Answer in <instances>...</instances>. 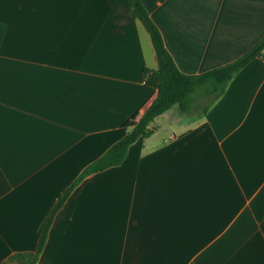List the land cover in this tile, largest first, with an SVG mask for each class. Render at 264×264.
I'll list each match as a JSON object with an SVG mask.
<instances>
[{"label":"crops","instance_id":"obj_1","mask_svg":"<svg viewBox=\"0 0 264 264\" xmlns=\"http://www.w3.org/2000/svg\"><path fill=\"white\" fill-rule=\"evenodd\" d=\"M142 1L186 73L264 36V0ZM146 67L129 0H0V264L37 249L54 203L131 129ZM172 108L72 190L37 264H264V57L207 111Z\"/></svg>","mask_w":264,"mask_h":264},{"label":"trees","instance_id":"obj_2","mask_svg":"<svg viewBox=\"0 0 264 264\" xmlns=\"http://www.w3.org/2000/svg\"><path fill=\"white\" fill-rule=\"evenodd\" d=\"M135 14L150 32L158 59V67L144 69L146 83L154 92L142 107L125 123L131 129L103 155L90 163L72 185L54 203L44 224L38 247L35 251H21L12 254L5 264H37L44 249L52 221L58 209L64 204L72 190L89 174L121 164L130 145L140 137H148L158 127L153 124L157 116L173 106L181 113L191 114L199 107L207 111L210 104L222 96L234 77L252 60L264 57V36L250 49L236 59L215 66L200 73H186L180 69L167 48L163 33L152 18L142 0H129Z\"/></svg>","mask_w":264,"mask_h":264},{"label":"rangeland","instance_id":"obj_3","mask_svg":"<svg viewBox=\"0 0 264 264\" xmlns=\"http://www.w3.org/2000/svg\"><path fill=\"white\" fill-rule=\"evenodd\" d=\"M174 109H177V108H176V107H174V108H172V109H171V111H172V110H174ZM175 111H176V110H175Z\"/></svg>","mask_w":264,"mask_h":264}]
</instances>
